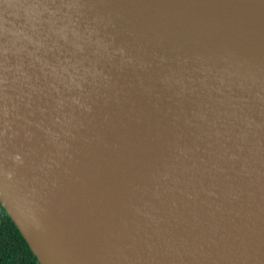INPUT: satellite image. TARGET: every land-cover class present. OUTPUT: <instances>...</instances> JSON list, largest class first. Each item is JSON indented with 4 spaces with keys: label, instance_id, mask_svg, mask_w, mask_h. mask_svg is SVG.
Instances as JSON below:
<instances>
[{
    "label": "water",
    "instance_id": "95a60500",
    "mask_svg": "<svg viewBox=\"0 0 264 264\" xmlns=\"http://www.w3.org/2000/svg\"><path fill=\"white\" fill-rule=\"evenodd\" d=\"M0 201L40 264H264V0H0Z\"/></svg>",
    "mask_w": 264,
    "mask_h": 264
},
{
    "label": "trees",
    "instance_id": "16d2710c",
    "mask_svg": "<svg viewBox=\"0 0 264 264\" xmlns=\"http://www.w3.org/2000/svg\"><path fill=\"white\" fill-rule=\"evenodd\" d=\"M0 264H40L0 201Z\"/></svg>",
    "mask_w": 264,
    "mask_h": 264
}]
</instances>
